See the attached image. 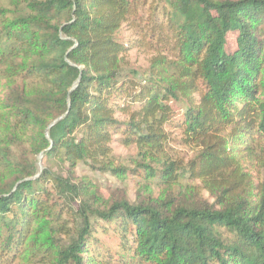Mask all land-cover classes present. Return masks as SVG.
<instances>
[{
    "label": "trees",
    "instance_id": "trees-1",
    "mask_svg": "<svg viewBox=\"0 0 264 264\" xmlns=\"http://www.w3.org/2000/svg\"><path fill=\"white\" fill-rule=\"evenodd\" d=\"M0 87V264H264V0H0Z\"/></svg>",
    "mask_w": 264,
    "mask_h": 264
},
{
    "label": "rangeland",
    "instance_id": "rangeland-1",
    "mask_svg": "<svg viewBox=\"0 0 264 264\" xmlns=\"http://www.w3.org/2000/svg\"><path fill=\"white\" fill-rule=\"evenodd\" d=\"M124 36H128V31L123 29ZM229 45L232 46L233 42L230 39ZM149 54L142 53L139 50L133 49L129 52L128 60L129 66L131 68H136L138 71L146 70L148 66ZM3 96V88L0 87V99ZM30 133V132H29ZM171 145L175 148L182 149L179 143L172 142ZM112 156L117 159L118 163L125 166H133V162L137 158V148L134 145L124 146L118 141V134H113V142L111 143ZM36 162L38 169L48 165L45 156L38 154L36 156ZM51 165L55 166V162H51ZM56 169V167H55ZM74 173L76 179L86 180L92 182L95 186L96 192L101 195L108 197L110 193H120L122 190L127 189V194L131 200H134L138 194L140 198H145L149 194L153 197H159L162 194L163 188L157 186L155 182L147 181L144 178L143 173H138L139 175H133L131 172L126 174H117L116 176L110 172H100L92 167L88 166L85 162H78ZM97 236V234L95 235ZM101 248L109 246L111 252L117 250L116 242L108 239L106 236H101ZM92 247L89 246V249ZM102 264H123L121 261L104 263Z\"/></svg>",
    "mask_w": 264,
    "mask_h": 264
}]
</instances>
